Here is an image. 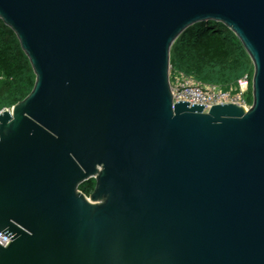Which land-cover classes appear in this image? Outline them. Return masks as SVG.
<instances>
[{"label":"water","instance_id":"obj_1","mask_svg":"<svg viewBox=\"0 0 264 264\" xmlns=\"http://www.w3.org/2000/svg\"><path fill=\"white\" fill-rule=\"evenodd\" d=\"M0 20L35 75L0 114V264H264V0H0ZM207 21L252 63L248 110L173 103L171 47Z\"/></svg>","mask_w":264,"mask_h":264},{"label":"trees","instance_id":"obj_2","mask_svg":"<svg viewBox=\"0 0 264 264\" xmlns=\"http://www.w3.org/2000/svg\"><path fill=\"white\" fill-rule=\"evenodd\" d=\"M170 74L178 71L202 84L226 88L243 74L252 79V63L241 42L223 24L197 23L186 29L170 50ZM35 75L16 35L0 20V110L22 101L32 90ZM251 104V86L247 98ZM95 182L79 186L85 195Z\"/></svg>","mask_w":264,"mask_h":264},{"label":"built area","instance_id":"obj_3","mask_svg":"<svg viewBox=\"0 0 264 264\" xmlns=\"http://www.w3.org/2000/svg\"><path fill=\"white\" fill-rule=\"evenodd\" d=\"M170 91L173 103L187 102L192 105H204V112H207L214 105L232 104L248 110L250 103L247 98L251 86V79L248 74H243L230 86L224 88L217 84L199 83L193 76L184 75L178 71L170 74ZM11 111L10 108H3L0 114ZM10 238L0 232V245L6 246Z\"/></svg>","mask_w":264,"mask_h":264},{"label":"flooded vegetation","instance_id":"obj_4","mask_svg":"<svg viewBox=\"0 0 264 264\" xmlns=\"http://www.w3.org/2000/svg\"><path fill=\"white\" fill-rule=\"evenodd\" d=\"M94 181V180H93Z\"/></svg>","mask_w":264,"mask_h":264}]
</instances>
